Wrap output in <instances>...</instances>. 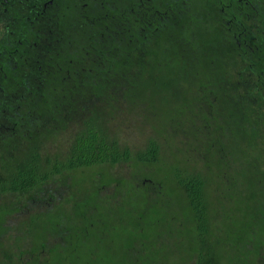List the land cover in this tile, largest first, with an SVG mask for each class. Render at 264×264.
<instances>
[{
	"label": "trees",
	"instance_id": "1",
	"mask_svg": "<svg viewBox=\"0 0 264 264\" xmlns=\"http://www.w3.org/2000/svg\"><path fill=\"white\" fill-rule=\"evenodd\" d=\"M234 1L222 0L220 4V0H158L157 3H163L158 6V9L169 7L173 11V24H170L172 28L155 31L149 41H143L141 49L137 44L129 46L125 57L122 56L123 53L118 44L110 47L111 41L116 38L113 35L110 39L106 38L107 41L104 42L106 49L102 44L96 49L99 63L94 65L93 71L88 69L81 73L82 76L75 82L74 87H71V82H62L58 85L54 79H48L47 83H56L57 89H52L49 96L43 97L41 102H39V96L33 97L32 104L38 106L35 110L58 111V107H61L58 111L60 115L65 113L64 117L68 116L70 119L68 122H76L77 127L72 131L67 150L59 155L44 154L43 149L29 139L24 140L25 146L17 148L12 145L13 137L10 136L14 135V127H7L6 130L11 134L8 135L5 132V140L0 145V195H29L40 184L46 183L51 178L81 168L117 165L128 163L133 159L143 165L157 163L161 147L156 137H148L142 149L133 150L118 136L117 126L119 125L115 126L116 128H113V125L109 127L110 121L113 122L111 118L116 115L112 101L118 100L121 105L127 106L126 109H117V114L124 117L123 124L128 112L132 114L138 111H161L159 120L165 129L170 120L178 114L177 125L187 130L186 138L188 136L190 138L188 144L193 148L198 147L197 153L200 151L202 154L205 150V155L211 161L221 154L220 149L227 150L230 152L232 161L238 163L235 169H232L234 174L232 180L223 181L224 194L229 198L237 199L238 195L244 191H247L246 194L252 192L250 188L258 182V175L262 176L261 180L264 181V170H261L264 153L256 152L258 147L264 145V135H258L261 122H264V107H261L264 105V95L261 90L254 94V91L252 93L250 89V95L249 93L241 96L237 94L234 99V94L231 93L235 84L230 83L233 76L237 77V81L241 83L238 90L249 91L247 83L250 66L255 63L260 68L256 75L257 80L262 78V64L254 58L247 61L244 50L240 51L231 46L227 56L223 49L231 42L230 36L237 24L236 20L242 22L245 16H250V20L245 22L247 30H251L250 35L252 37L261 35L264 31V0H252L254 5L245 6L239 17L232 10ZM109 3L111 7L119 8L120 6L119 0H110ZM233 18L234 20H231ZM227 21H232L233 31L231 32L230 24L226 25ZM103 33L105 36L106 32ZM102 38L99 36L100 43ZM84 46L85 44L80 42L77 49ZM109 47L110 53L107 54ZM259 49L262 52V46ZM141 50L146 54L142 55ZM221 51H224V58ZM84 52H76V57L71 59L78 60V63L68 62L66 67L69 70L82 67L84 63L81 56ZM256 56L257 53L255 59H257ZM262 57L263 52L260 58ZM81 91L84 92L87 100L79 99ZM23 100L22 96L14 97L3 106L14 109L18 105L22 106ZM108 101L110 106L107 108L105 104ZM157 101L159 104H156ZM70 111L79 112V117L73 120L70 114L74 113ZM244 112H246L245 115ZM38 113L36 111V114ZM53 113L57 114L55 111ZM28 114H31L30 111L26 116ZM22 118L23 116L9 118L11 124L17 125L16 130L20 136H23L25 132L28 133L29 127L28 117L26 122L22 121ZM61 120L59 119V123ZM253 120L257 131L255 136L250 131ZM221 160L223 162L222 158ZM255 168L258 172L254 171ZM169 172L173 173L175 181L172 191L176 187L185 205V207H178L183 210L188 209L193 225L191 238L194 245L190 250L193 263L220 264V250L222 247L225 248V242L213 233L212 201L206 176L198 170H190V172L182 170L179 165H174ZM142 189L139 188L133 193L138 195L140 190L144 192L149 205L146 203V206L140 209V214L135 213V216H132L134 220L129 225L132 231H127L129 226H126L125 230L124 227L120 229L119 234L121 238H133L137 244L138 257L142 258V264H157L159 261L155 260L154 256H151V259L148 258L149 254L153 255L150 252V246L153 247V243L149 241V237L144 238L146 239L144 242L138 240L141 234L133 232V226L140 228L145 223L153 228L156 222L146 212L150 214L156 204L161 205L159 207L165 211L172 206H168L167 202L159 203L162 201L160 191H154L151 187L149 191ZM132 204L134 205V202ZM5 209V207L0 208L2 210L0 216H3ZM174 209L177 210L176 207ZM34 218L39 225L40 218L37 216ZM260 219L264 220L263 215H260ZM38 225H35L36 229ZM96 225L99 226V224ZM35 227L33 226L31 230L34 231ZM92 227L91 224L90 228L86 225L84 231L86 233L93 231V240L97 244L92 249L96 254L90 253L86 257L93 258L95 255L94 264H109L108 254L102 255L101 249L110 244L122 245L119 240L121 238L115 237L111 230L107 234L108 231L104 229ZM246 229L251 238L248 239L251 246L264 242V233L257 235L254 232L257 231L256 229H248L244 226L234 232L244 237ZM160 236L161 234H157V238ZM86 238H78V240L83 243L82 241ZM238 244H242L241 241ZM226 245L228 246V243ZM129 247L132 246L125 249L122 260L126 257V253L130 254ZM257 247L258 250L249 249L247 252L252 254L254 261L257 260L262 264L264 243ZM78 252L77 247L72 251L74 254ZM247 252H244V257L240 261L247 258ZM0 256L2 257H0V264L22 262L20 257L7 255L5 251H0ZM17 258L19 259L15 260ZM36 259L45 260V257L39 254L30 261ZM127 261L130 260L127 258Z\"/></svg>",
	"mask_w": 264,
	"mask_h": 264
},
{
	"label": "rangeland",
	"instance_id": "2",
	"mask_svg": "<svg viewBox=\"0 0 264 264\" xmlns=\"http://www.w3.org/2000/svg\"><path fill=\"white\" fill-rule=\"evenodd\" d=\"M66 75L64 73L65 77ZM69 81L72 80L65 79V82ZM72 83L75 84V82ZM238 86L241 87V84L239 83ZM244 93L248 92L240 91L238 94L241 96ZM79 96V99L87 100L83 91ZM236 97L237 95H234V99ZM109 103L110 101L105 104L107 108L110 106ZM112 103L116 115L111 118L113 122L110 121L109 127L113 125V128H116L115 126L119 125L117 126L118 136L133 150L142 149L148 137H156L161 147L159 161L143 165L133 159L128 163L117 165L81 168L51 178L46 183L40 184L29 195H0V208H6L3 216H0V251L20 257L22 260L20 264H24L23 262L26 264H54L55 262L94 264L95 255L93 258L86 256L95 253L92 248L97 243L93 240L92 230L90 233L84 231L85 226L88 225L90 228L91 224L93 229H104L108 231L107 234L111 230L115 237H120V229L124 227L125 230L126 226L134 220L132 216L134 217L135 213L140 214V209L144 208L146 203L149 205L144 192L140 190L139 194L135 195L133 191L136 192L139 188L149 191L151 187L152 190L161 192L160 204L167 202L168 206L172 207L165 211L160 208L161 205L160 207L157 204L154 205L156 207L152 208L150 214L147 212L146 214L155 220L156 225L153 228L145 223L140 228L133 226V232L141 234L142 237L139 236L138 240L143 242L146 240L144 238L149 237V241L154 246H150V252L153 255L149 254L148 258L151 259L154 256L155 260L159 261L157 264H194L190 257V250L194 245L191 238L193 225L188 209L183 210L178 207H185V205L176 187L172 191L175 181L173 173L169 172L174 165H179L182 170L203 172L207 178L212 201L213 233L225 242V248L222 247L220 250V264H241V262L260 264L257 260L254 261L252 254H248L247 251L257 249V246L264 242L251 246L248 243L250 235L247 229L244 237L238 236L234 230L245 226L248 229H256L257 231L254 232L257 235L264 233V220L260 219V215L264 217L262 176L258 175V182L250 188L252 192L249 193L254 194H246L247 191H244L238 195L237 199L229 198L224 194L223 181L232 180L234 175L232 169H235L238 164L232 161L230 152L220 149L221 154L211 159V162L205 155V150L202 154L200 151L197 153L198 147L193 148L188 144L190 138L189 136L186 138L187 130L177 125L178 114L170 120L165 129L159 120L161 111H138L132 114L128 112L123 124L124 117L117 114V109H126L127 106L121 105L119 100ZM156 104L159 102L157 101ZM71 113H74L70 114L73 120H76L80 114L79 112ZM243 114L245 115L246 112ZM64 116L65 113L58 116L48 113L43 119L45 127L42 129L41 140L44 154L59 155L67 150L72 131L77 126L76 122H68L69 117ZM9 118H12L9 112L0 114V145L5 140V132L10 133L6 130L10 124ZM59 118L62 119L60 123L57 122ZM217 118L220 119V117ZM37 120L38 118L29 119L28 126L32 133L36 132L35 126L32 125L37 124ZM254 123L253 120L250 131L255 136L257 131ZM258 133V135H264V122H261ZM260 139L262 140V137ZM12 145L17 148L25 146L17 141H13ZM256 152L263 154L264 145L258 147ZM207 160L208 163L204 162ZM262 161L261 170H264V157ZM254 171L258 172L256 168ZM175 207L177 210L174 209ZM35 216L40 218L39 225L38 221L34 220ZM35 225H38L37 229ZM33 226L34 231L31 230ZM149 230L150 233H148ZM127 231H132V228L127 227ZM157 234L161 236L157 238ZM84 237L87 238L82 241L83 243L79 242L78 238ZM119 240L122 245L110 244L101 249L102 255L108 254L109 264H142V258L138 257L137 244L133 238L122 237ZM240 241L242 244H238ZM128 246H132L128 250L130 254L126 253L125 256L130 261H127L126 257L122 260ZM75 247L79 250L77 254L72 253ZM244 252H247V258L240 261L244 257ZM39 254L47 261L43 259L30 261Z\"/></svg>",
	"mask_w": 264,
	"mask_h": 264
},
{
	"label": "flooded vegetation",
	"instance_id": "3",
	"mask_svg": "<svg viewBox=\"0 0 264 264\" xmlns=\"http://www.w3.org/2000/svg\"><path fill=\"white\" fill-rule=\"evenodd\" d=\"M119 1L120 6L117 8L111 7L110 0H0V112L13 113L14 119L15 116H23L21 120L24 122L30 118H38L37 124L32 125L36 132L32 133L28 127V133H23V136L16 130L17 125L8 120L9 126L14 127V135H10L13 141L24 144V140L29 139L43 149V119L48 113L60 115L58 111L61 108L54 110L57 112L55 114L50 109L35 110L38 106L32 104L33 97L39 96L41 102L43 97L49 96L52 89H57L56 83H47L48 79H54L58 85L65 82V79L72 80L71 83L77 82L82 76L81 73L88 69L93 71L94 65L99 63L96 49L101 44L105 46L106 38L110 39L112 35L116 39L111 41L110 47L118 44L122 56L125 57L129 46L137 44L141 49L143 41H149L155 31L173 27L170 25L173 24V11L169 7L158 9V6L163 5L157 3L158 0ZM232 5L233 12L239 17L243 8L254 5V1L235 0ZM247 20H250L249 15L243 17L242 22L237 19L234 31L232 21L226 22L227 26L230 24L229 31H233V34L230 36V44L224 46L223 50L227 56L231 46L240 51L244 50L247 61L254 58L262 64V78L257 80L256 75L260 68L255 63L250 66L247 92L250 95V89L254 94L261 90L264 95V31L261 35L252 37L251 30H247L245 26ZM103 32H106L105 36ZM99 36L103 37L101 43ZM80 42L85 46L77 49ZM110 47L108 52L105 50L107 54L110 53ZM78 51L84 52L81 56L84 64L69 70L66 64L78 63V60L71 59L76 57ZM224 51H221L222 58L225 57ZM140 53L143 55L144 51L141 50ZM64 73L67 74L66 77ZM232 83L235 87L231 94L237 95L240 92L237 77L233 76L230 84ZM74 86L72 83L71 87ZM19 96L24 98L22 106L18 105L14 109L3 106L11 98ZM29 111L32 116H26ZM36 111L39 113L36 114Z\"/></svg>",
	"mask_w": 264,
	"mask_h": 264
}]
</instances>
